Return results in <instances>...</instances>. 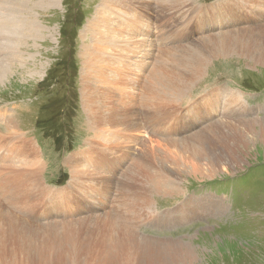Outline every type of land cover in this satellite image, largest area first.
I'll return each mask as SVG.
<instances>
[{
    "label": "rangeland",
    "instance_id": "rangeland-1",
    "mask_svg": "<svg viewBox=\"0 0 264 264\" xmlns=\"http://www.w3.org/2000/svg\"><path fill=\"white\" fill-rule=\"evenodd\" d=\"M3 1L0 182L6 179L8 188L0 196L16 194L15 201L26 199L19 208L28 210L14 212L32 223H67L86 216V198L94 205L100 197L105 204H95L93 214L111 212L135 194L125 175L133 178L137 171L140 180L146 167L163 176V186L175 181V192H152L165 195L147 200L152 209L142 220L126 215L136 216L130 225L137 234L180 247L175 258L182 264H264V143L254 136L258 127L245 131L247 145L230 140L236 151L224 166L211 160L209 170L199 164L192 171L188 163L196 151L222 147L220 135L244 126L222 121L220 111L232 107L233 117L248 112L246 118L264 120V60L231 48L237 38L245 49L242 43L253 39L264 55V0H31L28 16L25 0ZM87 52L96 54L93 61ZM175 155L181 173H174ZM104 159L111 169L100 168ZM192 198L207 207L194 214L178 208ZM174 211L175 219L156 226L155 217ZM80 224L88 227L70 229L78 240L109 234L93 222ZM158 251L160 261L170 262L167 249Z\"/></svg>",
    "mask_w": 264,
    "mask_h": 264
},
{
    "label": "bare ground",
    "instance_id": "bare-ground-1",
    "mask_svg": "<svg viewBox=\"0 0 264 264\" xmlns=\"http://www.w3.org/2000/svg\"><path fill=\"white\" fill-rule=\"evenodd\" d=\"M2 1V0H1ZM5 1V0H4ZM3 1V2H4ZM11 0L8 1L10 3ZM18 1H24V0H18ZM31 0H25V10L27 16L31 14V9L27 10L28 8V2ZM47 2L50 5L54 4L57 0H43V2ZM177 1V0H176ZM15 2V1H14ZM17 3V1H16ZM7 4V3H5ZM12 4L15 5V3ZM22 4V3H21ZM36 4V3H35ZM181 4V3H180ZM3 5V4H2ZM8 5V4H7ZM6 5V6H7ZM19 3L17 4V8ZM179 5V4H178ZM1 6V5H0ZM13 6V5H10ZM21 6V7H24ZM160 6V5H159ZM180 7V5H179ZM9 8V6H8ZM11 8V7H10ZM31 8V7H29ZM33 8V6H32ZM98 9V8H97ZM13 10V9H10ZM13 16L12 13H16L15 10L10 12ZM22 10V9H21ZM2 11V10H1ZM20 11V10H19ZM112 11V10H111ZM125 11V10H124ZM6 12V11H5ZM23 12V10L21 11ZM98 12V10H97ZM104 12V11H103ZM118 12V11H117ZM4 13V11H3ZM110 13V12H109ZM108 13V14H109ZM116 13V12H115ZM119 13V12H118ZM18 14V12H17ZM16 14V15H17ZM23 14V13H22ZM21 14V15H22ZM177 14V13H176ZM20 15V14H19ZM18 15V16H19ZM112 15V14H111ZM24 16V15H23ZM22 16V17H23ZM100 16V15H99ZM114 16V15H113ZM116 16V15H115ZM114 16V17H115ZM26 17V16H25ZM6 18V17H5ZM10 18L13 19V17L10 16ZM15 18V16H14ZM24 18V17H23ZM22 18V20H23ZM28 18V17H27ZM26 18V20H28ZM116 18V17H115ZM132 18V17H131ZM21 19V18H19ZM30 19V18H29ZM111 20V19H110ZM9 21V20H8ZM11 21V20H10ZM112 21V20H111ZM115 21V20H113ZM118 21V20H117ZM19 22V21H18ZM97 22V21H95ZM102 22V21H101ZM13 23V22H12ZM34 23V20L33 22ZM20 23H18L19 25ZM31 22H27L26 25L30 26ZM98 24V23H97ZM16 25V26H18ZM88 25V24H87ZM95 25V24H94ZM117 25V24H116ZM4 26V25H3ZM16 26H13L16 27ZM21 26V25H20ZM23 26V22H22ZM33 26V25H31ZM35 26L36 23H35ZM108 26V25H107ZM111 26V25H110ZM108 26V27H110ZM120 25L119 27H121ZM8 27V26H7ZM12 27V24H11ZM104 27V26H103ZM2 28V27H1ZM35 28V27H33ZM31 28V29H33ZM37 28V27H36ZM39 28V27H38ZM98 28V27H97ZM113 28V27H112ZM115 28V27H114ZM16 29V28H15ZM15 29H10L7 28V30L10 33H14L16 30ZM22 29V28H21ZM26 29V28H25ZM30 29V31H31ZM105 29V28H104ZM103 29V30H104ZM35 30V29H33ZM38 30V29H37ZM100 30V29H99ZM108 30V29H107ZM253 30V29H252ZM5 31V30H4ZM3 31V32H4ZM7 31V32H8ZM36 31V30H35ZM33 31V34L34 32ZM2 32V31H0ZM2 32V33H3ZM37 32V31H36ZM99 32V31H98ZM121 32V31H120ZM22 33H25L22 32ZM29 33V32H28ZM27 33V34H28ZM102 33V32H101ZM106 33V32H104ZM119 33V32H118ZM250 33V32H249ZM259 33V32H258ZM26 34V37H27ZM32 34V33H30ZM212 34V33H210ZM214 34V33H213ZM253 34V33H252ZM217 35V34H216ZM261 35V34H260ZM259 35V36H260ZM31 36V35H30ZM29 36V37H30ZM220 36V35H219ZM252 36V35H251ZM22 36H20L21 38ZM24 37V36H23ZM25 37V38H26ZM122 37V36H121ZM212 37V36H211ZM254 37V34H253ZM256 37V36H255ZM264 37V36H263ZM205 38V37H203ZM217 38V37H216ZM250 38V37H249ZM4 39V38H3ZM24 39V38H23ZM99 39V38H98ZM112 39V38H111ZM258 39V38H257ZM22 40V39H21ZM233 40V39H232ZM236 40V39H235ZM240 39L237 38L236 41L233 40L232 44L235 43V45L231 44L232 50H238V51H246V53H249V55H254L256 58H260L264 60V55L262 49L259 50L257 49L258 43L256 40L250 39V41H244L242 45L246 43V49L242 48L241 46H238V42ZM3 41V40H2ZM10 41V40H9ZM9 41H4V44H9ZM13 41V40H12ZM12 41H10L12 43ZM101 41V40H100ZM106 41V40H105ZM17 43V41H15ZM22 42V41H21ZM207 42V41H206ZM15 43V44H16ZM20 43V39L18 41ZM114 43V42H113ZM205 43V42H204ZM222 43V42H221ZM22 44V43H21ZM128 44V43H127ZM145 44V43H144ZM207 44V43H206ZM210 44V43H209ZM219 44V43H218ZM225 44H227L225 42ZM20 45V44H19ZM141 45V44H140ZM204 45V44H203ZM190 46V45H189ZM110 47V46H109ZM218 47V46H217ZM14 48V46H12ZM11 48V49H12ZM107 48V47H106ZM186 48V47H184ZM260 48V47H259ZM7 49V48H6ZM10 49V50H11ZM87 49V48H86ZM101 49V48H100ZM191 49V48H190ZM257 49V50H256ZM13 50V49H12ZM15 50V49H14ZM85 50V49H84ZM1 51V50H0ZM6 51V50H4ZM94 52V51H93ZM8 53V52H7ZM130 53V52H129ZM174 53V52H173ZM194 53V52H193ZM192 53V54H193ZM86 54V53H85ZM180 54V53H179ZM178 54V56H179ZM187 54V53H186ZM14 55V54H13ZM30 55V54H29ZM175 55V54H174ZM9 56V55H8ZM12 56V55H11ZM93 56V58H90ZM196 56V55H195ZM253 56V57H254ZM14 57H16L14 55ZM18 57V56H17ZM83 57V56H82ZM86 57L88 60L93 61L91 59H95L96 54L92 52H87ZM210 57V56H209ZM104 58V57H103ZM112 58V57H111ZM258 60V59H257ZM99 61V60H98ZM1 62V61H0ZM110 62V61H109ZM192 62V61H191ZM93 63V62H92ZM95 63V62H94ZM158 64V63H157ZM89 64L87 65L88 68ZM154 67V66H153ZM102 68V67H101ZM154 70V69H153ZM4 73V72H3ZM97 73V72H96ZM154 73V72H152ZM4 75V74H3ZM150 76V75H149ZM174 76V75H173ZM185 76V75H184ZM90 77V76H89ZM157 77V76H156ZM169 77V76H168ZM90 78L93 80L95 78H99V75H92ZM150 79V78H149ZM149 79L147 81H149ZM154 79V77H153ZM91 80V79H90ZM180 80V79H179ZM96 81V80H95ZM93 82V81H92ZM177 82V80H176ZM183 82V81H182ZM179 83V82H178ZM105 84V83H104ZM107 84V83H106ZM88 86V85H87ZM107 89V88H106ZM172 89V88H171ZM235 94V93H234ZM172 95V94H171ZM89 96V95H88ZM167 96V95H166ZM231 96V95H230ZM91 97V96H90ZM89 97V98H90ZM93 97V95H92ZM91 97V98H92ZM174 97V96H173ZM181 97V96H180ZM85 98V97H84ZM171 98V97H170ZM233 99L232 97H230ZM87 99V98H86ZM229 100V98H227ZM145 100V99H144ZM174 100V98H173ZM183 100V99H182ZM230 101V100H229ZM97 102V101H96ZM100 103V101H98ZM170 102V101H169ZM174 102V101H173ZM172 102V103H173ZM215 102H217L215 100ZM233 102V101H232ZM218 103V102H217ZM221 103V102H220ZM235 103V102H234ZM233 103V104H234ZM240 103V102H239ZM87 104V103H86ZM97 104V103H96ZM101 104V103H100ZM174 104V103H173ZM212 108H213V103ZM223 104V103H222ZM227 105V104H226ZM242 106V105H241ZM95 108V107H94ZM102 108H105L102 107ZM113 108V107H112ZM125 109V108H124ZM239 109V107H238ZM214 110V109H213ZM216 110V109H215ZM225 110L227 111L225 113ZM113 111V110H112ZM112 113V112H110ZM237 111L236 109L232 107H228L227 109H224V111H220V119L222 120H231L234 121V124L237 123H244L243 127H238L232 131L230 134H224L220 135L218 139V143L222 145V147L218 146H213L209 149L208 152H200L196 151L197 153L195 155H192L190 157V160L188 161L189 163V168L192 171H197L196 168H198L199 164H204V167L206 166L207 170L208 168H212L210 161L213 160L217 165H223L225 162H231L233 160V154L236 151L235 146L230 145V140L233 141L234 143H240L242 145H245L248 140V136L246 137L245 131L247 130H252V127H258V129L253 130L256 132L254 136L257 137L262 143H264V120H260L259 122H256L253 119H248L246 118V115L249 113L246 112V115L242 113L241 117H233V114H236ZM2 115V114H1ZM108 115V114H107ZM230 116L232 118H230ZM240 116V115H239ZM256 116V115H255ZM236 117V118H235ZM115 118V115H111L110 119L112 120ZM3 119V117H2ZM5 119V118H4ZM109 120V119H108ZM119 120V119H118ZM220 120V121H221ZM222 120V121H223ZM10 121V120H9ZM12 121V120H11ZM130 121V120H129ZM101 122V121H100ZM214 122V121H213ZM11 123V122H10ZM100 124V123H99ZM211 124V123H210ZM230 124V123H229ZM6 125H8L6 123ZM130 125V123H129ZM217 124H214V127ZM96 126V125H95ZM218 126V125H217ZM7 127V126H6ZM5 127V128H6ZM234 127V125H233ZM9 128V126H8ZM126 128V127H125ZM135 128V127H134ZM235 128V127H234ZM104 129V128H103ZM229 129H231L229 127ZM10 131V130H9ZM8 131V132H9ZM13 131V130H11ZM213 130H210L212 132ZM252 131V132H253ZM221 132V131H220ZM13 133V132H12ZM250 135H252L249 132ZM200 136V135H199ZM250 137V136H249ZM3 138V137H2ZM151 139V138H150ZM228 139V140H227ZM251 139V138H250ZM256 139V138H255ZM25 140V139H24ZM163 140V139H162ZM154 141V140H151ZM167 142V140H165ZM170 141V139H169ZM174 141V140H173ZM156 142V141H155ZM171 142V141H170ZM151 143V142H150ZM158 143V142H156ZM173 143V142H172ZM213 143V142H212ZM205 144L203 148L206 146V149L212 144ZM155 144V143H153ZM169 144V143H168ZM239 144V145H240ZM152 145V143H151ZM172 145V144H171ZM247 145V144H246ZM169 146V145H168ZM144 147L142 146V149ZM189 148V147H188ZM166 149V148H165ZM182 150V148H180ZM184 149V148H183ZM187 149V148H186ZM194 149V148H193ZM205 149V150H206ZM217 149L218 152H217ZM172 150V149H171ZM188 150V149H187ZM186 150V151H187ZM204 150V151H205ZM167 151V150H166ZM188 152V151H187ZM153 154V150L151 151ZM176 153V152H175ZM238 155V154H236ZM27 156V155H25ZM167 156V155H166ZM173 156V155H172ZM163 157V156H161ZM27 158V157H26ZM166 158V157H165ZM185 160V157H182ZM180 157V160L182 159ZM2 158L0 157V160ZM183 160V161H184ZM2 161V160H1ZM26 161V160H25ZM28 161V160H27ZM30 161V160H29ZM138 161V160H137ZM172 161H175V172L174 173H181L182 169L178 168L177 165L178 163V158L175 155V158H172ZM140 162V161H139ZM28 163V162H25ZM17 165V164H15ZM20 165V164H19ZM24 165V164H23ZM27 165V164H26ZM30 165V164H29ZM28 165V166H29ZM40 165V164H39ZM108 165L107 159H104V161L101 163V169H105ZM139 165V164H138ZM168 165V164H167ZM182 165V164H181ZM233 165V164H232ZM3 166V165H2ZM1 166V167H2ZM10 166V164H9ZM9 166H6L8 168ZM186 166V165H185ZM224 166V165H223ZM36 167V166H35ZM108 167L111 169V167L108 165ZM131 167V166H129ZM140 167V166H139ZM184 165H182V168ZM10 168V167H9ZM8 168V169H9ZM18 168V167H16ZM36 168H40L36 167ZM99 168V169H100ZM141 168V167H140ZM138 168V169H140ZM32 169V168H31ZM119 168L116 167V170ZM134 169L136 170L137 167L134 166ZM37 170V169H36ZM35 170V171H36ZM114 170V168H113ZM115 170V171H116ZM143 170V173H141V178L138 180L137 176V171L134 172V174H131L133 178L129 176V173L125 175V177L129 180V191L132 192L134 190L135 194H129L127 195V199H125L123 202L119 201L117 206L114 207V209L109 211H101V213H94L93 208L95 207L94 205L98 207V205L101 203V201L105 204L104 202V197H100L99 200H97V203L93 205V202L89 200V198H86L85 202H82L84 206L86 207L83 208L82 210L86 213V216L84 217H79L75 220L67 221V223H61V222H48V223H32L29 222L30 220L28 219H23L22 217H19L18 214L23 213L26 215L28 210L26 209V206L19 208V203L20 202H26L24 201H15L16 199V194H5L4 196H0V200H3V203L1 202L0 204V212L4 214V216L0 215V264H164V263H179L182 264L181 261L177 260L175 258V252L180 250L181 248L175 246V245H167V244H160L155 241H151V239H148L146 237H142L138 232L135 231V228H133L130 223L133 221V219H128L126 217L127 214L129 213H136L137 219L142 220V216L144 215L145 212L150 211L152 208L151 206H147V200L154 198V196L157 195H165V194H151L152 192L154 193H164L165 191L171 190L172 192H175V183L173 187V182L169 179H167L165 182V185L163 186L159 179L163 178L162 175H158V173L155 171L154 174H149L147 171V168L145 169L141 168ZM204 170V169H203ZM11 171V170H9ZM34 171V170H33ZM213 171V169H212ZM23 172V171H22ZM37 172V171H36ZM34 172V173H36ZM117 172V171H116ZM183 172V171H182ZM83 173V172H82ZM139 173V172H138ZM205 173V171L203 172ZM229 173V172H228ZM38 174V172H37ZM33 175V174H32ZM86 175V174H85ZM81 177V176H80ZM137 179H136V178ZM83 178V177H82ZM208 179V178H207ZM145 180H147V185H145ZM164 181V180H163ZM107 182V181H106ZM164 184V183H163ZM114 185V184H111ZM68 186V185H67ZM108 186V184H107ZM106 186V187H107ZM144 186L149 189L148 191H145ZM181 186V185H180ZM111 187V186H110ZM7 180L1 178L0 182V192H5L7 190ZM108 189V187L106 188ZM172 195V194H171ZM179 195V194H178ZM19 197V196H18ZM82 197V196H81ZM195 197V196H194ZM106 198V197H105ZM187 198V197H186ZM190 198V197H189ZM203 198V197H202ZM18 199V198H17ZM80 199V198H79ZM112 200V199H111ZM149 200V201H150ZM220 200V199H219ZM84 201V200H83ZM185 201V200H184ZM81 202V201H77ZM213 203L215 202L212 201ZM149 203V202H148ZM79 204V203H78ZM211 204V203H210ZM17 205V207H15ZM214 206V209L216 207V204H211ZM224 205V204H223ZM82 207V206H81ZM207 207V202L201 201V199H190L186 201L185 203L183 202L178 208H182V211L189 210L191 213L194 214L197 210ZM220 207V206H219ZM104 208V207H103ZM177 208V209H178ZM33 209V208H32ZM31 209V210H32ZM81 209V208H79ZM221 209V208H218ZM216 209V210H218ZM30 210V211H31ZM204 209H202L203 211ZM213 210V209H212ZM14 211H17L18 214H16ZM115 212V215H112V212ZM180 211V210H178ZM177 211V212H178ZM222 211V210H221ZM218 212V211H217ZM166 213V212H165ZM183 213V212H182ZM186 213V212H185ZM208 213V212H207ZM159 214V213H158ZM210 214V213H209ZM182 215V214H181ZM161 217V219H160ZM164 218H169V219H175V211L173 216H157L155 217V221L157 223L156 226L158 225H163L165 223ZM56 220V219H54ZM81 221V222H78ZM137 222V220H135ZM177 220H175V223ZM87 222H93V224L99 226L101 230L104 233L109 232V234L105 235H92L89 238L78 240V235L71 231L70 229L72 227H77L80 229H84L88 226H83L82 224H85ZM35 224H38V226H35ZM93 238L90 243L84 244L85 241ZM158 241V240H157ZM171 243V242H170ZM178 244V242H177ZM24 245L26 247L24 248ZM175 246V247H173ZM172 247V248H171ZM160 249H167V252L171 258L170 262H167V260L163 259L160 261Z\"/></svg>",
    "mask_w": 264,
    "mask_h": 264
},
{
    "label": "trees",
    "instance_id": "trees-1",
    "mask_svg": "<svg viewBox=\"0 0 264 264\" xmlns=\"http://www.w3.org/2000/svg\"><path fill=\"white\" fill-rule=\"evenodd\" d=\"M51 79H52V77H51ZM47 81V79H45V82ZM45 82H43V83H45Z\"/></svg>",
    "mask_w": 264,
    "mask_h": 264
}]
</instances>
